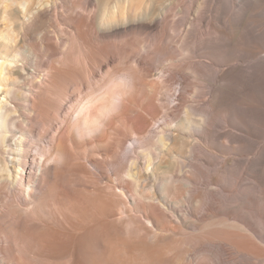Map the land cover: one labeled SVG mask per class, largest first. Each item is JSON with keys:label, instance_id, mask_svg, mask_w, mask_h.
<instances>
[{"label": "bare ground", "instance_id": "6f19581e", "mask_svg": "<svg viewBox=\"0 0 264 264\" xmlns=\"http://www.w3.org/2000/svg\"><path fill=\"white\" fill-rule=\"evenodd\" d=\"M239 2L190 0L191 16L169 27L164 12L136 0L98 6L89 19L86 4L72 2L60 50L30 85L4 90L14 72L0 59V95L9 94L0 98V264H224L227 250L264 264L256 222L222 209L248 208L264 224V151L244 191L239 169L248 164L236 157L264 128V0ZM48 3L0 0V55L18 53L17 36ZM184 5L176 0V13ZM208 5L212 16H202ZM133 26L113 51L100 38ZM161 59L166 72L152 70ZM172 81L179 87L170 90ZM220 137L237 146L221 143L232 155L211 169L197 145ZM170 169L178 173L159 176ZM186 202L187 217L167 218ZM187 219L198 235L175 237Z\"/></svg>", "mask_w": 264, "mask_h": 264}, {"label": "rangeland", "instance_id": "374dc122", "mask_svg": "<svg viewBox=\"0 0 264 264\" xmlns=\"http://www.w3.org/2000/svg\"><path fill=\"white\" fill-rule=\"evenodd\" d=\"M70 1L86 4L87 11L83 12V15L85 17H87V19H89L93 15V12L97 9L98 6H102V5L107 4L109 7H111L118 0H49L48 6L50 7V5L53 4L54 7L50 8L48 11L44 12L42 15L36 16L35 18H32V20L29 22L28 28L26 29L27 31L24 34L17 36V43H18L19 47L16 50H17L18 53H16V54L13 53L11 56H9L7 58H5V56L0 55V59L1 60L2 59H6V61H9V62H6L4 66L12 68V70L14 72V73H10L7 76V79L4 81V83L7 85V87H5L4 90H6L9 87H11L14 81H17V82L21 81V83L23 82V84H25V85H30V83L37 76L38 72H40L39 75H42L41 73H43V72H41V71H44V69H45V67L43 65L45 63L44 60H48L56 51L60 50L61 42H59V41H61V36H65L66 35V31L69 28L68 23L67 24H62L59 21H60L61 18H67V17H70L71 14H73V13H69L71 10L66 11V10H68L70 8V4L69 3H72ZM220 1L225 3V4L227 3V5L229 4V2H231V0H220ZM233 1L236 4L242 5V3L239 2V0H233ZM189 2H190V0H184V4H185L184 5V12L179 13V14L176 13L177 12L176 11L177 10L176 0H136V5L142 6V7L147 5L148 8H150L151 10L156 11V13L164 12L165 24L167 25V27H169V25H170L169 23H171L173 20H177V19H181L182 18L181 22H185V20L189 17V15H190V12L188 11ZM209 6L210 5H208L205 9H203V12L201 11L202 16H206V17L212 16L214 11H213V8L211 6L210 7ZM35 7L38 8V4ZM235 8H237V6ZM79 10H80V8H79ZM91 11H93V12H91ZM68 14H69V16H68ZM48 17L51 18V21H50V19ZM68 19L69 18H67V20ZM160 19H161V17L159 16L158 20H160ZM48 20H49L50 23L48 22ZM55 22L58 23L57 25H58V27L61 30L58 29L57 27H55V25H56V24H54ZM67 22H69V20ZM136 28L137 27H134V26L133 27H128L126 30H118V31L111 32V33L106 34V35L104 34V36H102V37L100 36V38H104L103 39L104 42H106V44H108L107 47L110 44L108 49H112L111 51H113V50L117 49V47H118L117 42H119V38L122 39L121 36H123L125 33H127V34L131 33ZM42 29L46 30V38L49 41H53L54 43L57 42L56 43L57 47L55 48V50L53 48H51L50 45L45 44L44 42H42V40L40 38H38V35L40 34ZM140 29L142 30L143 28H140ZM167 29L171 32V29H169V28H167ZM91 35H94V33H91ZM128 35H130V34H128ZM133 35H134V38L137 37L136 36L137 34L135 35L134 33H132L131 36H127V37L131 38ZM134 38H132V40L135 41V42L137 40H139V39H142L141 35L139 36V39L137 37V40H134ZM114 42H116V43L114 44ZM116 45H117V47H115ZM262 53H261V55H264V53L263 54ZM34 54L37 57H35ZM33 59H35V60H33ZM197 60L205 61V62L207 61L208 62L209 58L201 56V57H197ZM155 62H153V63L156 66L154 64H152V70L156 71L157 69H162L163 68V70L165 71V69H167V68H164V67H166L164 60L162 62V59H161L160 60V64H159V62H156V63ZM15 71H17L18 73L16 74ZM16 75L17 76L19 75L18 80H16L17 79ZM24 77H26V78H24ZM174 82L175 81H172V83H171L172 85H170V87H169L170 90H173V89L179 87V85L174 83ZM170 90L165 91V93H164L165 97H167V100H170L169 99L170 97L167 96L170 93ZM176 93H177V90H176ZM192 94H193L192 92L184 91V95L187 96L188 98L194 97ZM3 95H6V97L9 96V94H6V92L4 91L0 95L1 99H2ZM194 99L196 100V101H194V103L196 104V103H200L204 99V97L199 96V97H194ZM192 100H193V98H192ZM172 104H174V103H172ZM182 113L183 112L178 113V116H180V114H182ZM227 128H230V127H227ZM217 129H219V131H224L226 129V127L219 126ZM230 129L234 130L232 127ZM0 131H1V128H0ZM259 132H258V135H257L258 137L255 138L254 146H252V148H250V150L248 152H245L244 154H242L243 156H236V157H239V158L241 157L243 159V161L241 163L248 164V167H247L248 170L246 169L245 171H241L239 169L240 176H239V181H238V184H237V189L239 188L238 189L239 191L246 190L252 183L256 182L257 175H258L257 172H259V175L261 173V171H259V169H258L259 165H256V157H257V153L256 152H257L258 149H262V151H264V128H261L259 130ZM221 143H224L227 146H237V143L230 142L226 138H223V137H220L219 139L216 140V142L210 143L208 145H206L203 142H201V144L199 146L197 145V148L199 147L198 148L199 150L200 149L203 150V146H204L205 151L204 150L203 151L207 153L206 155H208V158L210 159V162H212V164H213L211 169L219 167L222 164V162L224 161V159L227 156H229V154L232 155L229 152L230 149L224 147L223 145H221ZM127 145H129V144L127 143ZM8 154L10 155V153H5V156L6 155L8 156ZM7 156H6V158H7ZM7 161H8L7 163L9 164L10 161L8 159H7ZM250 168H252V170ZM170 170L166 171L163 174H160L159 176L164 177L165 174L166 173L168 174L169 172L170 173L171 172L178 173V170H175V171H173L172 169H170ZM159 185L161 186L160 181H159ZM168 198L172 199L173 197L171 198V196H170ZM184 204L185 205L178 206L179 210H177V207H176L175 211H177V215L174 214V212H169V214H168L169 217H167V218L168 219H172V220H175V219L176 220H180L181 215L187 217V215H186L187 211L186 210H187V207L190 206V203L186 202ZM223 207H222V209H223L224 212H228V213H241L242 212L243 214L245 213V214L249 215V217L251 216L250 218L253 221L256 222L255 224L257 226L255 228L258 230L257 232L259 233V238L254 236V239L257 240V244L259 246V249L263 250L264 249V224L259 223L257 218L253 217L252 215H250L249 212L247 213V210L249 211L248 208H244V207L240 206L239 208H235V209L234 208H229L228 209V207L226 205H224ZM238 210H241V212L238 211ZM219 215L221 217H223V215H221V214H219ZM141 218L143 220V217H141ZM210 220H211V218L209 219V218H205L204 217L202 219V221L199 222L200 223L199 226L202 227L206 223L210 222ZM192 221L193 220H188L187 219V222L184 224L183 229H182V231L183 230H185V231H183V232L181 231L182 232V233L180 232L181 235L180 234L179 235H175V237H179V238L186 239V240H191L193 237L197 236L198 235V231L197 230H198L199 227H196L195 224L192 223ZM263 221H264V219H263ZM185 253H184V256L186 258L188 256L187 255L188 253H186V254ZM204 253H206L205 248H203L202 251L199 252L197 256L200 257V259H201V256L204 255ZM238 257L239 256L236 257V255L231 254L229 250H227V252L226 251L223 252V258L225 259L224 264H246L244 256L243 257L241 256L239 258ZM247 258L248 257H246V259ZM200 259H198V260H200ZM209 260L210 259L208 258L207 262L208 263L210 262L209 264H212V261L211 260L209 261ZM255 262H256V264H262V262H260L258 260H256Z\"/></svg>", "mask_w": 264, "mask_h": 264}]
</instances>
